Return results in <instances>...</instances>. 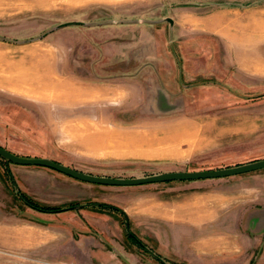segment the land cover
Listing matches in <instances>:
<instances>
[{
  "label": "rangeland",
  "instance_id": "rangeland-1",
  "mask_svg": "<svg viewBox=\"0 0 264 264\" xmlns=\"http://www.w3.org/2000/svg\"><path fill=\"white\" fill-rule=\"evenodd\" d=\"M263 26L264 0H0V145L111 176L264 157ZM140 184L0 158V264H162L114 210L38 211L17 190L45 206L197 203L213 214L180 241L170 215L128 230L169 264H264V167ZM83 233L107 250L79 251Z\"/></svg>",
  "mask_w": 264,
  "mask_h": 264
},
{
  "label": "water",
  "instance_id": "water-1",
  "mask_svg": "<svg viewBox=\"0 0 264 264\" xmlns=\"http://www.w3.org/2000/svg\"><path fill=\"white\" fill-rule=\"evenodd\" d=\"M166 19L169 22L171 21L169 17H166ZM80 22L81 21L79 20H67L58 23V26L80 23ZM0 157L6 161L16 164L46 166L79 180L92 182V183L111 184V185H132V184H140L146 182L167 181L173 179L220 177V176L246 172L264 167V157H260L232 165H225L214 168H202V169H191V170H167V171H159V172L137 175V176H111L105 174H93L90 172H85L76 169L74 167H71L67 164L61 163L47 156H35V155L29 156V155L16 154L1 145H0ZM81 204L82 203L76 206H79ZM124 227L126 231H129L127 226L126 215H124ZM145 248L149 253L155 255V253L152 252L149 248L147 247Z\"/></svg>",
  "mask_w": 264,
  "mask_h": 264
},
{
  "label": "crops",
  "instance_id": "crops-1",
  "mask_svg": "<svg viewBox=\"0 0 264 264\" xmlns=\"http://www.w3.org/2000/svg\"><path fill=\"white\" fill-rule=\"evenodd\" d=\"M144 185H146V184H140V186H142V187H144ZM140 186H138V187H140ZM125 187H136V186H125ZM165 201L161 200L156 195L141 194V195L133 196V198L129 201V203L125 204L126 206L121 205L120 208L124 211L126 217H130V216L137 217V218H150L151 217V218H155V219H162L164 217H168L169 215H170L169 217H174L175 220L177 221L176 224L179 225V228L175 229V233L177 236L174 239L176 241H178V240L180 241L181 239H183V237L181 236L182 233H187L186 228H184V229L181 228L182 225L183 226L189 225L190 228H191V226H197L198 227V225L203 224V222L210 219V216L213 214L212 211H204L205 209H201L203 207L200 208L201 210L199 212V206L196 202H195L196 204H194V205H193V203L185 204L184 207L182 206V203H179V208L177 210L173 209L172 213L170 214L167 211V208L165 207V205H166ZM206 210H208V207H206ZM112 219L115 222V225L118 226L117 216H115ZM80 221H81V219L78 218L79 223H80ZM103 225H104L103 223L99 224L101 229H102ZM80 235L81 236L79 237V241L81 242L83 240L85 242V245L81 250H79L80 248H77L79 251H88L87 253H89L90 250H94V251L101 250L102 252L107 250L108 243L106 241L103 242V240L101 238H96L95 236H93L91 234H86V233H83ZM184 238H186V237H184ZM119 239H120V242H118V244L120 243L119 247L123 248L125 246H128V243L126 242V240H124V238H123V236H121V234L118 237V240ZM108 240L109 241L115 240V238H109L108 237Z\"/></svg>",
  "mask_w": 264,
  "mask_h": 264
},
{
  "label": "trees",
  "instance_id": "trees-1",
  "mask_svg": "<svg viewBox=\"0 0 264 264\" xmlns=\"http://www.w3.org/2000/svg\"><path fill=\"white\" fill-rule=\"evenodd\" d=\"M17 154V153H16ZM1 158V157H0ZM3 161V158H1ZM255 159V158H254ZM9 162V161H6ZM236 164V163H235ZM12 181V179H10ZM17 194L19 196V198L28 206L37 209L38 211H43V212H54V211H59V210H63V209H71V208H76V207H82V206H101V207H105L111 210H114L116 213H119L122 216V222L124 223V211L113 204L110 203H106V202H100V201H87V202H74V203H68L66 205H61V206H45V205H41L35 201H33L30 197H28L27 195H25L23 192H21L20 190H17ZM82 203L79 206H76L78 204ZM125 236L127 238L130 239L131 243H133L134 245H136L137 247L146 250V246L143 242H141V240L131 231H125ZM148 252V251H147ZM155 253V252H154ZM150 255L156 259L158 262L162 263V264H169L168 262H166V260H164L161 256H159V254L155 253V255H152L150 253Z\"/></svg>",
  "mask_w": 264,
  "mask_h": 264
},
{
  "label": "bare ground",
  "instance_id": "bare-ground-1",
  "mask_svg": "<svg viewBox=\"0 0 264 264\" xmlns=\"http://www.w3.org/2000/svg\"><path fill=\"white\" fill-rule=\"evenodd\" d=\"M264 28V26L262 27V29Z\"/></svg>",
  "mask_w": 264,
  "mask_h": 264
}]
</instances>
